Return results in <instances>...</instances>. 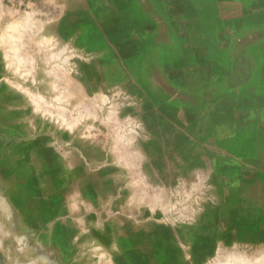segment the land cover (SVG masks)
<instances>
[{"label":"crops","instance_id":"1","mask_svg":"<svg viewBox=\"0 0 264 264\" xmlns=\"http://www.w3.org/2000/svg\"><path fill=\"white\" fill-rule=\"evenodd\" d=\"M84 2L0 50V264H264V0Z\"/></svg>","mask_w":264,"mask_h":264},{"label":"rangeland","instance_id":"2","mask_svg":"<svg viewBox=\"0 0 264 264\" xmlns=\"http://www.w3.org/2000/svg\"><path fill=\"white\" fill-rule=\"evenodd\" d=\"M24 1L33 3L34 0ZM21 2L23 3V0ZM11 4L14 6L22 5L19 2H12ZM84 7L87 8L84 0H41L40 8L31 9L28 12H20V9L16 7L11 8L9 13L20 18V22L15 23L13 21L14 24L8 27L6 32L7 43L5 46L1 43L0 50L5 47V52L14 60L24 59L25 55L32 53L33 49L34 52L39 53L41 50L45 53L50 48H55V44L51 45L47 40H59L58 52L61 56L70 50L71 45L68 44L67 40L81 38L83 31L86 34L87 29L85 27L88 14L84 12ZM39 17L43 20L41 27L36 26L38 23L33 21ZM32 40H43V44L35 45ZM29 76L28 73L27 81L31 79ZM25 78L22 77L23 80ZM27 96L31 100L38 99L37 94L34 93H28Z\"/></svg>","mask_w":264,"mask_h":264},{"label":"bare ground","instance_id":"3","mask_svg":"<svg viewBox=\"0 0 264 264\" xmlns=\"http://www.w3.org/2000/svg\"><path fill=\"white\" fill-rule=\"evenodd\" d=\"M27 69V68H26ZM66 119V118H65Z\"/></svg>","mask_w":264,"mask_h":264}]
</instances>
